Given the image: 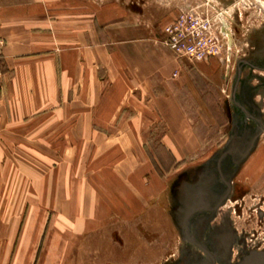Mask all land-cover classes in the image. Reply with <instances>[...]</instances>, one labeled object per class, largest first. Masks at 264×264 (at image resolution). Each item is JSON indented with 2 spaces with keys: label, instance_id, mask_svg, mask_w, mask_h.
I'll use <instances>...</instances> for the list:
<instances>
[{
  "label": "crops",
  "instance_id": "obj_1",
  "mask_svg": "<svg viewBox=\"0 0 264 264\" xmlns=\"http://www.w3.org/2000/svg\"><path fill=\"white\" fill-rule=\"evenodd\" d=\"M200 1L166 0L154 16L120 0H0V177L8 208L25 211L0 221V258L70 264L114 226L123 238L154 225L145 216L169 200L172 178L204 158L180 98L195 89L188 65L160 40L179 8ZM202 176L178 186L195 204Z\"/></svg>",
  "mask_w": 264,
  "mask_h": 264
},
{
  "label": "rangeland",
  "instance_id": "obj_2",
  "mask_svg": "<svg viewBox=\"0 0 264 264\" xmlns=\"http://www.w3.org/2000/svg\"><path fill=\"white\" fill-rule=\"evenodd\" d=\"M165 1L120 0L131 10L154 16L160 14L158 9ZM229 11L225 10L228 15L234 12L230 16L233 48L228 59L181 58L195 89L182 91L180 98L201 138L203 160L192 171L172 178L166 194L169 200L162 196L145 216L154 218V225L138 226V233L129 231L123 238L118 230L128 229L114 226L116 234L105 232L101 240L87 246L83 243L73 252L70 264H239L248 253L264 251V0H235ZM192 62H201V67L193 68ZM198 171L203 175L197 192L201 204L193 203L195 196L187 199L185 192L193 191L190 186L178 190L181 181L194 183ZM8 180L5 175L0 177L3 223L10 213L14 217L18 212L8 208L11 195L4 193ZM227 183L230 193L215 205ZM191 205L211 207L188 219L186 232L197 242L186 237L182 225ZM18 234L19 230L15 240ZM229 235L234 238L231 242ZM1 241L0 250L5 248ZM10 263L11 256L0 258V264Z\"/></svg>",
  "mask_w": 264,
  "mask_h": 264
},
{
  "label": "built area",
  "instance_id": "obj_3",
  "mask_svg": "<svg viewBox=\"0 0 264 264\" xmlns=\"http://www.w3.org/2000/svg\"><path fill=\"white\" fill-rule=\"evenodd\" d=\"M231 18L211 0H202L178 9L175 17L162 27L160 40L178 58L206 61L212 57L229 58L233 48L225 22ZM225 21V22H224ZM4 41L0 38V51ZM0 73V94L2 77Z\"/></svg>",
  "mask_w": 264,
  "mask_h": 264
},
{
  "label": "water",
  "instance_id": "obj_4",
  "mask_svg": "<svg viewBox=\"0 0 264 264\" xmlns=\"http://www.w3.org/2000/svg\"><path fill=\"white\" fill-rule=\"evenodd\" d=\"M231 191V185L229 183H227V189L225 190V192L223 193V195L217 200V202L215 203V205L219 204L222 199L224 197H226ZM193 197V196H192ZM213 208V207H212ZM211 209L208 208V205L204 208H196V205H191V206H187V210L183 215L182 218V225L185 229V235L188 239L197 242L194 238H192L189 233L186 232V227H187V222L188 219L195 214L198 211H202V210H208ZM201 246V243H198ZM204 251H206V253H209L208 250L206 248H203ZM239 264H264V251H252L250 253H248L241 261Z\"/></svg>",
  "mask_w": 264,
  "mask_h": 264
},
{
  "label": "flooded vegetation",
  "instance_id": "obj_5",
  "mask_svg": "<svg viewBox=\"0 0 264 264\" xmlns=\"http://www.w3.org/2000/svg\"><path fill=\"white\" fill-rule=\"evenodd\" d=\"M230 236V238L228 239V240H230V242L231 241H233L234 240V238H233V236L232 235H229ZM192 238H194L193 236H191ZM201 238V237H200ZM208 250V249H207ZM208 252L210 253V254H214V252H212V251H209L208 250Z\"/></svg>",
  "mask_w": 264,
  "mask_h": 264
},
{
  "label": "bare ground",
  "instance_id": "obj_6",
  "mask_svg": "<svg viewBox=\"0 0 264 264\" xmlns=\"http://www.w3.org/2000/svg\"><path fill=\"white\" fill-rule=\"evenodd\" d=\"M225 24H226V22H225ZM227 26V25H226Z\"/></svg>",
  "mask_w": 264,
  "mask_h": 264
}]
</instances>
